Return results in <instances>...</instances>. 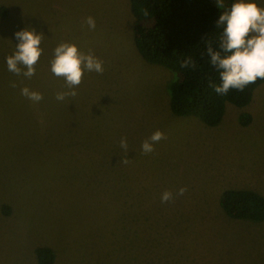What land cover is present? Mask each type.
Segmentation results:
<instances>
[{"label": "rangeland", "instance_id": "rangeland-1", "mask_svg": "<svg viewBox=\"0 0 264 264\" xmlns=\"http://www.w3.org/2000/svg\"><path fill=\"white\" fill-rule=\"evenodd\" d=\"M3 8L0 264H39L40 247L52 249L53 264H264V222L232 220L220 206L227 190L264 196V84L208 127L172 113L173 74L138 53L129 0H0ZM24 29L43 33L30 78L5 63ZM64 42L92 52L104 71L69 88L50 70ZM24 87L43 99L32 102ZM156 131L163 138L145 153Z\"/></svg>", "mask_w": 264, "mask_h": 264}, {"label": "trees", "instance_id": "trees-1", "mask_svg": "<svg viewBox=\"0 0 264 264\" xmlns=\"http://www.w3.org/2000/svg\"><path fill=\"white\" fill-rule=\"evenodd\" d=\"M135 19V45L147 62L164 67L173 74L168 86L170 108L178 117H196L208 127L219 126L226 114L227 104L247 107L255 92L264 84L257 79L243 90H231L218 95L210 82L219 83L216 71L206 56L209 45L216 46L221 30L216 27L223 7L212 0H129ZM6 8L0 9L5 16ZM241 126L252 123L249 114L238 118ZM220 206L224 214L235 221L264 222V196L247 189H232L223 193ZM39 264H53L51 248L36 251Z\"/></svg>", "mask_w": 264, "mask_h": 264}, {"label": "clouds", "instance_id": "clouds-1", "mask_svg": "<svg viewBox=\"0 0 264 264\" xmlns=\"http://www.w3.org/2000/svg\"><path fill=\"white\" fill-rule=\"evenodd\" d=\"M217 4L223 7L221 0ZM94 29L92 17L87 20ZM216 27L221 30L216 46L209 45L206 50L208 63L219 77V83L210 82V87L218 95H227L231 90H243L258 78L264 79V0H232L218 17ZM16 44L12 55L5 60L9 72L17 76L30 78L35 75V65L43 54L41 47L43 33L35 29L16 32ZM50 70L53 75L65 80L71 89L79 86L85 72L102 73L103 62L92 52L85 53L75 43H60L53 53ZM13 86H15L13 84ZM21 94L34 103L43 99L41 93L28 87ZM73 95L75 92L73 91ZM65 94L58 93L57 100H63ZM163 132H154L142 145L145 153L154 150V144L163 138ZM127 141L121 140V148L127 150ZM185 188H180L177 195H183ZM173 199V193L165 191L162 202Z\"/></svg>", "mask_w": 264, "mask_h": 264}]
</instances>
